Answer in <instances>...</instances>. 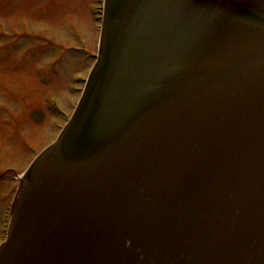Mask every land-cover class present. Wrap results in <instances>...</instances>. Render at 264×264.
I'll return each mask as SVG.
<instances>
[{
	"label": "water",
	"instance_id": "95a60500",
	"mask_svg": "<svg viewBox=\"0 0 264 264\" xmlns=\"http://www.w3.org/2000/svg\"><path fill=\"white\" fill-rule=\"evenodd\" d=\"M0 264H264V0H108Z\"/></svg>",
	"mask_w": 264,
	"mask_h": 264
},
{
	"label": "rangeland",
	"instance_id": "374dc122",
	"mask_svg": "<svg viewBox=\"0 0 264 264\" xmlns=\"http://www.w3.org/2000/svg\"><path fill=\"white\" fill-rule=\"evenodd\" d=\"M94 5L0 0V239L12 191L76 105L95 55Z\"/></svg>",
	"mask_w": 264,
	"mask_h": 264
}]
</instances>
